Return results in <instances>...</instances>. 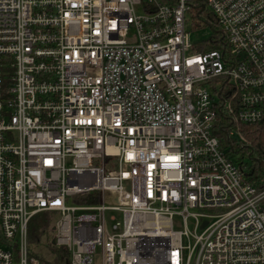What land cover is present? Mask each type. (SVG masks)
I'll use <instances>...</instances> for the list:
<instances>
[{
    "label": "built area",
    "instance_id": "built-area-1",
    "mask_svg": "<svg viewBox=\"0 0 264 264\" xmlns=\"http://www.w3.org/2000/svg\"><path fill=\"white\" fill-rule=\"evenodd\" d=\"M219 112L264 121V0H0V264H44L40 214L71 264H264V187Z\"/></svg>",
    "mask_w": 264,
    "mask_h": 264
},
{
    "label": "trees",
    "instance_id": "trees-1",
    "mask_svg": "<svg viewBox=\"0 0 264 264\" xmlns=\"http://www.w3.org/2000/svg\"><path fill=\"white\" fill-rule=\"evenodd\" d=\"M194 24L199 27H211L213 33L201 46L196 47L198 51L221 48L224 43L219 24L209 13L204 14L195 11ZM201 25V26H200ZM225 114L219 112L216 116L214 134L219 138L221 148L228 157L245 168L246 174L255 182L259 189L264 187V121L256 124L234 125L224 119ZM239 128L250 144L240 142L236 137L230 136V131ZM216 129V131H215ZM241 155V156H240ZM246 157L250 163L246 162ZM53 225L46 219L44 214L38 215L29 224V241L41 243L42 238L47 241L46 247L36 252V256L44 264H71L70 252L62 246L53 243Z\"/></svg>",
    "mask_w": 264,
    "mask_h": 264
},
{
    "label": "rangeland",
    "instance_id": "rangeland-1",
    "mask_svg": "<svg viewBox=\"0 0 264 264\" xmlns=\"http://www.w3.org/2000/svg\"><path fill=\"white\" fill-rule=\"evenodd\" d=\"M187 28L190 31V39L196 45V47L201 46V44L205 40L209 39L211 37L212 33H213V30H212L211 27L203 26V25L201 27H199V25L196 26L195 24H192V22L191 23L189 22ZM245 160H246L247 163H250V160H248L247 157H246ZM187 227H188V229L190 231H194V225H193L191 220L188 222ZM174 228L175 229H179V230H186L185 225L183 224V222L180 219H174ZM52 232H53V235H56V230L55 229H53L51 231V233ZM46 244H47V241L45 240V238H42L40 244H39V242H32V243H30L29 246H30V248L32 250H37L41 246L44 249L46 247ZM184 244H187V240L185 238H184Z\"/></svg>",
    "mask_w": 264,
    "mask_h": 264
},
{
    "label": "water",
    "instance_id": "water-1",
    "mask_svg": "<svg viewBox=\"0 0 264 264\" xmlns=\"http://www.w3.org/2000/svg\"><path fill=\"white\" fill-rule=\"evenodd\" d=\"M53 243L55 244V240H53Z\"/></svg>",
    "mask_w": 264,
    "mask_h": 264
},
{
    "label": "crops",
    "instance_id": "crops-1",
    "mask_svg": "<svg viewBox=\"0 0 264 264\" xmlns=\"http://www.w3.org/2000/svg\"><path fill=\"white\" fill-rule=\"evenodd\" d=\"M41 248H42V246H41Z\"/></svg>",
    "mask_w": 264,
    "mask_h": 264
}]
</instances>
